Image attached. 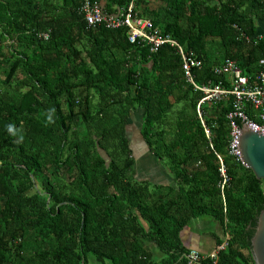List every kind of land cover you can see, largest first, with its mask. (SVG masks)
I'll return each mask as SVG.
<instances>
[{
    "label": "trees",
    "instance_id": "1",
    "mask_svg": "<svg viewBox=\"0 0 264 264\" xmlns=\"http://www.w3.org/2000/svg\"><path fill=\"white\" fill-rule=\"evenodd\" d=\"M151 1L138 0L139 15L202 61L198 85L227 83L214 73L227 58L252 80L260 71L264 0ZM81 4L0 0V264H186L181 234L201 216L223 229L217 264H256L264 180L229 152L232 97L202 105L209 139L179 51L133 45L127 27L89 28ZM138 112L172 184L135 177L127 132Z\"/></svg>",
    "mask_w": 264,
    "mask_h": 264
},
{
    "label": "built area",
    "instance_id": "2",
    "mask_svg": "<svg viewBox=\"0 0 264 264\" xmlns=\"http://www.w3.org/2000/svg\"><path fill=\"white\" fill-rule=\"evenodd\" d=\"M137 2L138 0H128L127 5L119 7L114 13H108L100 0H82L81 12L84 14L89 28L98 26L110 29L127 27L128 41L133 45L148 46L151 52H157L165 45L176 48L182 56L183 69L187 80L193 84L195 89L202 91L204 94L198 103V113L209 139L211 130L203 118L202 105L220 103L232 97L233 110L228 115L232 136L229 152L242 161L239 149V137L241 134L239 122H242V126L245 125L254 132L264 136V57L260 59V71L253 80L243 73L234 60L227 58L214 67V73L226 76L227 83L222 80L217 84L208 82L207 84L198 85L195 82L194 70L201 68L202 61L188 55L176 39L165 33L161 28L155 27L151 19L140 16L137 11ZM234 26L244 35L238 25L234 24ZM43 36L47 39L49 38V33H44ZM248 109H251L254 117L249 115ZM218 157L221 162L219 187L224 203H226L225 191L231 177L222 157ZM229 237L228 235L227 239ZM226 244L227 241L209 255H203L196 250H191L187 255L188 261L186 264H204L205 260H210L211 264H217L219 253L225 248Z\"/></svg>",
    "mask_w": 264,
    "mask_h": 264
},
{
    "label": "crops",
    "instance_id": "3",
    "mask_svg": "<svg viewBox=\"0 0 264 264\" xmlns=\"http://www.w3.org/2000/svg\"><path fill=\"white\" fill-rule=\"evenodd\" d=\"M106 12L114 13L118 10L119 5L111 0H100ZM163 3L152 0L151 6L155 8L163 7ZM259 30L264 32V23H260ZM18 43V42H17ZM133 126H137V133H134ZM141 116L140 113H133L128 122V138L131 149L135 157V177L139 181H145L153 185H169L173 183V176L167 168L154 156L148 152L144 140L141 136ZM229 234H227L228 236ZM224 236L221 225L211 216H201L194 219L182 232L181 241L185 248L196 250L203 255H209L218 247L219 238ZM226 236V239H227ZM153 257L159 260L163 253L154 243L150 244Z\"/></svg>",
    "mask_w": 264,
    "mask_h": 264
},
{
    "label": "water",
    "instance_id": "4",
    "mask_svg": "<svg viewBox=\"0 0 264 264\" xmlns=\"http://www.w3.org/2000/svg\"><path fill=\"white\" fill-rule=\"evenodd\" d=\"M142 125L143 117H141L140 131ZM145 146L157 161V157L146 143ZM239 149L243 164L251 169L258 179L264 180V136L243 125L239 137ZM252 254L256 264H264V209L258 216L255 234L252 238Z\"/></svg>",
    "mask_w": 264,
    "mask_h": 264
},
{
    "label": "rangeland",
    "instance_id": "5",
    "mask_svg": "<svg viewBox=\"0 0 264 264\" xmlns=\"http://www.w3.org/2000/svg\"><path fill=\"white\" fill-rule=\"evenodd\" d=\"M137 126H133L134 133H137ZM92 264H99L96 261H92Z\"/></svg>",
    "mask_w": 264,
    "mask_h": 264
}]
</instances>
